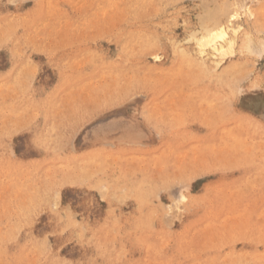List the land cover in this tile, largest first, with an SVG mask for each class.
Listing matches in <instances>:
<instances>
[{
    "label": "rangeland",
    "instance_id": "obj_1",
    "mask_svg": "<svg viewBox=\"0 0 264 264\" xmlns=\"http://www.w3.org/2000/svg\"><path fill=\"white\" fill-rule=\"evenodd\" d=\"M0 264H264V0H0Z\"/></svg>",
    "mask_w": 264,
    "mask_h": 264
},
{
    "label": "bare ground",
    "instance_id": "obj_2",
    "mask_svg": "<svg viewBox=\"0 0 264 264\" xmlns=\"http://www.w3.org/2000/svg\"><path fill=\"white\" fill-rule=\"evenodd\" d=\"M205 2V1H204ZM212 4V3H211ZM217 8H218V6H217ZM216 10V9H215ZM207 11V10H206ZM212 13V12H211ZM206 15V14H205ZM214 15H216V14H214ZM221 15V14H220ZM207 17V16H206ZM205 17V18H206ZM204 18V17H203ZM211 18H212V16H211ZM217 19V18H216ZM214 21V20H213ZM211 22V21H210ZM218 22V21H217ZM219 25V24H218ZM203 26H205V25H203ZM212 26V25H211ZM216 27H218V26H216ZM201 28V27H200ZM204 28V27H203ZM220 28V27H219ZM205 29V28H204ZM203 29V30H204ZM209 30V29H208ZM207 29L205 30V33H204V35H205V37L204 36H202V38H201V42H199V45L201 44V46H197L198 48H200V47H204V46H209L210 44L212 45V43L214 44L213 46H211V47H213V50L212 51H214L216 54H217V56H218V53H223L224 52V47L225 46H223V45H221V44H219L218 46H216V44H215V42H216V40H223V39H225L224 37H226V35H227V33H226V28L225 29H218V31H217V29H216V31L214 32L213 30H209L208 31ZM208 31V32H207ZM234 34H235V32H233ZM232 34V33H231ZM194 35V34H193ZM201 36V35H200ZM235 36L233 35V38H234ZM199 38V37H198ZM203 39V40H202ZM199 40V39H198ZM231 41V40H230ZM194 42H195V38H194ZM224 42V41H223ZM219 43V42H218ZM228 43H230L231 44V42H228ZM224 44V43H223ZM225 45V44H224ZM241 45V44H240ZM242 46V45H241ZM210 47V46H209ZM210 47V48H211ZM226 48H229L230 49V47H227V45H226ZM126 49V48H125ZM201 50V49H200ZM226 50H228V49H225V52L224 53H226ZM235 50V49H234ZM205 51V50H204ZM246 51V50H245ZM198 52V51H197ZM201 52V54H202V51H200ZM194 53V52H193ZM210 53V52H209ZM20 54V53H19ZM198 54V53H197ZM230 54H231V52H230ZM199 56H200V53L198 54ZM212 55V54H211ZM222 55H225V54H222ZM221 55V56H222ZM220 56V55H219ZM218 56V57H219ZM226 56V55H225ZM207 57H208V55H207ZM217 63V62H216ZM219 65V64H218ZM217 66V65H216ZM211 71V70H210ZM104 83V82H103ZM102 84V83H101ZM13 91V90H12ZM82 98V97H81ZM84 102V101H83ZM70 107V106H69ZM26 115V114H25ZM15 119V118H14ZM58 124V123H57ZM56 127H57V125H56ZM54 138V137H53ZM48 170V169H47ZM57 182V181H56ZM15 184V183H14ZM29 186V185H28ZM25 187V186H24ZM114 192V191H113ZM54 193V192H53ZM30 195V194H29ZM126 199V198H125ZM3 200V199H2ZM120 202V201H119ZM4 208V207H3ZM2 208V209H3ZM5 211V210H4Z\"/></svg>",
    "mask_w": 264,
    "mask_h": 264
}]
</instances>
